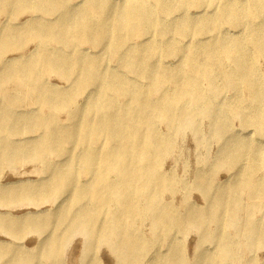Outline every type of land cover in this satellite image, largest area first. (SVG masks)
<instances>
[{"label":"bare ground","instance_id":"6f19581e","mask_svg":"<svg viewBox=\"0 0 264 264\" xmlns=\"http://www.w3.org/2000/svg\"><path fill=\"white\" fill-rule=\"evenodd\" d=\"M69 2L0 0L1 10L13 17L31 14V24L24 28H2L0 61L10 48L29 41L37 44L33 58L4 62L0 88L10 81L25 85L40 108L33 114L0 109V160L13 165L29 157L44 163L54 153H69L59 165L45 164L52 187L28 186L13 196L37 202L66 187L70 204L81 206L70 219L67 235L79 230L91 239V250L97 242L108 245L116 264H189L181 248L164 253L160 242L190 226L203 227L200 239L213 245L197 252L194 264H264L257 260L264 251V224L253 218V212L264 211V202L253 209L243 207L241 200L244 190L264 200V175L255 176L264 168L257 161L264 158V147L243 144L236 135L227 141L210 174L230 166L237 168L239 178L234 186L214 187L204 176H196L191 186L205 193L204 210L193 212L189 206L181 214L161 201L163 192L182 186L162 171L163 157L172 150L173 137L186 129L197 133L201 117L219 141L230 117L258 133L264 130V74L257 73L255 65L257 59L264 60V0H220L214 8L208 0H85L82 6ZM190 8L196 14H190ZM48 15L57 16L48 20ZM224 25L241 29L227 37ZM136 37L143 40L139 45L132 44ZM88 44H104V54L80 52ZM161 56L178 58L177 64L165 66ZM108 58L127 74L106 72L103 63ZM45 74L74 81L67 90L50 88L42 80ZM127 75L149 83L139 85ZM168 83L173 89L165 88ZM90 85L94 91L88 92ZM225 89L235 95L219 99ZM22 96H8V101L16 104ZM80 96L84 103L76 106ZM57 112L67 114L68 125L58 127ZM159 124L167 127L166 134ZM31 128L41 130L38 139L16 144L8 138ZM99 140L100 146L93 149ZM65 144L81 148V153L73 156ZM246 159L250 162L242 163ZM81 174L90 176L88 182H80ZM8 195L0 192V199ZM239 210L246 214L245 221L237 219ZM0 218L5 219H0L2 225L13 223ZM138 221L150 222L152 237L144 238ZM208 224H214L215 231L209 232ZM226 227L234 233L225 232ZM46 240L47 254L57 259L62 236L49 234Z\"/></svg>","mask_w":264,"mask_h":264},{"label":"rangeland","instance_id":"374dc122","mask_svg":"<svg viewBox=\"0 0 264 264\" xmlns=\"http://www.w3.org/2000/svg\"><path fill=\"white\" fill-rule=\"evenodd\" d=\"M68 6H82L85 0H69ZM115 3H121L122 0H112ZM220 4V0H208L210 8H214ZM0 3V32L2 28L6 26H17L19 28L26 27L30 22L31 14L25 13L24 16L16 17L11 16V13L1 10ZM195 9L189 10L190 14H196ZM57 16V15H56ZM55 15H48L45 18L53 20ZM31 24V23H30ZM225 31L222 33L227 37H230L232 33L240 32V27L233 28L232 26L224 25ZM201 38V37H200ZM143 40L137 37L132 40L133 45H139ZM185 44V42H184ZM52 48H57L58 45L51 44ZM37 48L36 42L29 41L24 42L20 46H16L6 50L2 54V61H0V71L5 61L10 62L13 60H22L31 55L33 58L34 52ZM65 52H70L68 49H63ZM80 52L85 55L96 54L100 56L104 54V44L97 46L94 45H82ZM91 56V57H97ZM178 58L173 56L164 57L161 56V60L165 66H171L177 64ZM157 61L156 59L151 62ZM6 62V63H7ZM162 63V64H163ZM257 73L264 74V60L257 59L255 61ZM103 69L106 72L123 74L121 65L116 63L112 59L108 58L104 60ZM126 73V72H125ZM127 74V73H126ZM131 81L146 85L149 81L136 77L135 75H127ZM43 82L50 88L67 90L70 89L74 77L70 79H63L56 74H45L42 77ZM222 80L219 79V85ZM174 84L168 83L165 85L167 89H173ZM206 88L207 85L203 84ZM87 91H94V85L87 87ZM26 86L10 81L6 84H2L0 88V109L7 106L14 113L20 114H33L40 112L39 105L35 101L33 96L26 94ZM15 94L23 95L22 99L16 104H11L8 101V96ZM235 95V92L231 89L223 90L217 97L222 100H228ZM91 98V97H90ZM157 98V96H155ZM84 96H80L76 100V106H81ZM58 127H64L68 125V116L65 112H57L54 114ZM161 132L167 133V127L164 124H159ZM41 130L31 128L28 132H22L18 134H10L8 138L11 142L16 144L26 141V139L36 138L41 136ZM236 135L241 139V142L251 144L257 148L264 147V130L258 133L254 127L248 125H242L240 120L235 117H230L228 128L222 133V139L219 141L211 134V127L208 121L201 117L198 122L197 133L190 129L184 130L181 134L173 137V148L168 152L162 160V171L168 174L174 175L182 186H176L161 194V201L164 203L172 204L177 212L185 214L187 208L190 206L193 212L204 210L208 205L205 199V193L191 186L195 182L196 176H204L206 181L212 186H234L237 182V168L224 166L217 169L214 173L212 171V164L214 160L218 158V154L224 149L227 141ZM1 138V135H0ZM101 144V141L95 142L92 145L93 149H97ZM66 150L71 149L72 155L75 156L81 153V148H72L71 145H64ZM1 154V152H0ZM67 154H52L47 162H39L37 159L26 158L23 161H18L13 165L8 164L4 160H0V192L8 195L0 199V216L13 221L10 224H0V264H116L115 256L111 252V249L106 244H95L94 250H91V239L75 229L73 233L67 235L72 221L70 220L73 215L78 211L81 206H75L70 204L69 190L64 187L56 191H51L47 195L39 199L37 202H28L19 200L13 194H17L19 190H22L28 186L37 187L41 184H45V187H52L51 176L48 170L45 169V164L59 165L67 160ZM258 162L264 163V158L257 157ZM248 159L242 163H249ZM264 175V168L259 169L255 176L260 177ZM89 175L81 174L79 180L81 183H86L89 180ZM50 178V179H49ZM185 186H191L188 190ZM211 195V193H210ZM213 195V194H212ZM211 195V196H212ZM242 206L245 208L255 209L261 202L259 198H252L247 190L241 193ZM45 211H48L45 213ZM239 210L238 218L241 221L246 220V214ZM30 213H36L35 216H29ZM58 214V215H57ZM55 215H57L55 217ZM38 216V217H36ZM49 217L54 218L49 225H45ZM253 218L256 221L264 224V211L259 210L256 213L253 212ZM4 220V218H0ZM142 221L137 222V226ZM13 225H20L16 228ZM14 228V229H13ZM75 228V227H74ZM203 228V227H202ZM202 228L190 226L186 229L185 233L174 232L171 239L162 240L160 242L161 252L167 253L178 248L185 257V260L189 264H194L197 252L202 249H211L213 245L209 241H203L200 239ZM209 232L215 231L214 224H208L205 226ZM139 230L142 231L144 238L151 236V224L149 221L143 222L139 226ZM225 232L234 233L233 229L225 228ZM61 235L63 238V245L57 259L47 254L50 243L46 238L48 235ZM39 246V248H37ZM171 245V246H170ZM200 245V248H198ZM150 250L149 253H151ZM25 252V253H21ZM22 256L17 257L18 254ZM259 256V255H258ZM259 262L264 261V251L261 252ZM100 261V262H99Z\"/></svg>","mask_w":264,"mask_h":264}]
</instances>
